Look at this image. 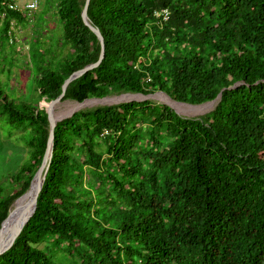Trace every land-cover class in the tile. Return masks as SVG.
Wrapping results in <instances>:
<instances>
[{
	"label": "trees",
	"instance_id": "16d2710c",
	"mask_svg": "<svg viewBox=\"0 0 264 264\" xmlns=\"http://www.w3.org/2000/svg\"><path fill=\"white\" fill-rule=\"evenodd\" d=\"M9 1L0 0V75L14 65L11 20L28 22ZM85 1L46 0L61 49L42 48L41 30L31 36L36 97L46 102L99 57ZM87 15L104 55L62 99L163 91L197 104L224 89L197 117L145 99L57 121L34 211L0 264H264V0H89ZM5 124L22 131L27 157L0 179V226L41 164L44 104L0 81Z\"/></svg>",
	"mask_w": 264,
	"mask_h": 264
},
{
	"label": "rangeland",
	"instance_id": "374dc122",
	"mask_svg": "<svg viewBox=\"0 0 264 264\" xmlns=\"http://www.w3.org/2000/svg\"><path fill=\"white\" fill-rule=\"evenodd\" d=\"M19 2H20L19 5H22V3L25 2V0H19ZM50 6L48 2H46V0H40L38 8H36L34 11L24 16L28 20L26 24L12 20V25H11L12 32L11 34H9L8 31V35H9L8 43L10 44L12 42L14 44L12 48L13 49L12 56H9L12 57L14 65L10 71V74L7 72L6 74L4 73L0 75V81L1 84H4L5 91L12 90L17 97H23L24 99L33 102L34 105H38V106L40 104L45 105L47 102L44 100V98L39 99L36 97L37 96L36 91L38 90L37 74L34 73V66L32 68V64L35 61L34 60L35 57L32 56V51L30 52L31 36L36 34L35 31L41 30L42 31L41 38H43V41L41 42L42 48L48 47L51 48V51L52 49L58 50L62 48V44L58 43L60 39V35L62 33V27L61 25L60 26L58 25L55 18H53L52 16V11L54 10V6L51 7ZM67 46L63 47V50L61 52L63 55L66 54L68 50L69 52H71L69 47ZM6 50H7L6 52H8L9 49L7 48ZM9 53H11V51H9ZM61 53L59 52L58 54L61 55ZM50 56L51 54H47L46 58ZM50 59L53 60V58ZM58 60H61L59 56L56 57L54 63L56 64ZM120 94L121 93H112L106 96L118 97V95ZM156 95L149 97H144V95H140V98L143 97L141 100L148 99L156 103H161L162 98H164V100L168 99L162 93H158ZM60 101L56 103L54 108V110L58 112L59 117L66 115L70 112H74L75 109L77 108L76 106L80 105L76 101L74 102V100L61 99ZM100 104H101L100 102H97L95 104L91 103L81 108L94 107ZM176 106L183 114L190 116L202 115L205 112L209 111V110L202 111L199 108L193 109L192 107H190L191 105L180 104V103H176ZM9 130L10 128L6 124L4 127H0V179L2 175L5 174L6 172L16 171L27 157V154H25L27 148L24 143L23 137L20 136V133L22 131L12 128L11 133L8 134ZM27 194H25L23 197L27 196ZM23 197L17 200L15 204H12L11 211L18 207L17 204ZM7 235H8V229L6 228L2 238V243H0V245L2 246L4 245Z\"/></svg>",
	"mask_w": 264,
	"mask_h": 264
},
{
	"label": "water",
	"instance_id": "95a60500",
	"mask_svg": "<svg viewBox=\"0 0 264 264\" xmlns=\"http://www.w3.org/2000/svg\"><path fill=\"white\" fill-rule=\"evenodd\" d=\"M88 2H89V0L85 1L84 7L82 8V11H81V17H82V20H83L84 24L86 26H88L89 29L96 34V36H97V38L99 40V43H100V54H99V57H98L97 61L92 62V63H88L87 65H85L81 69H78L75 72H73L72 74H70L64 80V82L62 84V92L60 93V95L58 97H56L55 99L48 101L44 105L45 111L47 112V117H48V138H47L46 149H45L41 164H40L39 168L37 169V171L35 172L34 176L32 177L29 188L22 195H20L13 202V204H15V202L19 198H21L24 194L30 192L28 199L23 201L22 204L17 207V209H13L12 211L9 212L7 217L1 223L0 231L5 227V223L6 222H8V221L12 222L13 220H15V218L17 216L22 214L24 211H26V210L28 211L30 208L31 209H30L29 213L25 216L24 220L22 221V223L20 224L19 228L16 230L14 235L11 237V239L9 240L7 245L4 247V249H2L0 251V254L4 253L7 249L10 248L11 244L13 243L14 238L19 234V232L21 231L23 225L26 223V221L29 219V217L32 215V213L34 211V208H35V205H36L37 196H38V192H39V190H40V188H41V186H42V184L44 182V179H45L48 167H49L50 159H51V156H52L53 139H54V128H55V125H56L57 121L62 120L63 118H65V117H67V116H69V115H71L73 113V112H70V113H68L66 115H63L61 117L54 118L52 114H53V109H54L56 103H58L63 98L65 89H66L68 83L71 80H73L76 77L80 76L85 71L97 66L100 63L101 59L103 58V55H104V41H103V37H102L99 29L97 27H95L91 23L90 19L88 18V15H87ZM235 84H238V83H235ZM158 93H162L165 97H167L170 100V102H168L167 100H164V98H162V102L161 103H163L165 105H168L169 107L173 108L177 114H179L181 116H184V117H192V116L185 115V114L179 112L175 108V106L172 104V102L182 103V104H186V105H199V104H203V103L212 102L215 105V103H217V101L220 99V95H221V91H220L214 99H212L210 101H205V102L199 103V104H190V103L180 102V101L174 100L167 93H165L163 91H157L155 93H148V94L124 92V93H121L118 96H122V95H136V96L144 95V97H149V96H154V95H156ZM107 98L109 99L110 96H106L105 95L103 97H89V98H85L82 101H76V102L77 103H81V102L89 100V99H97L98 101H100V103H101L100 105H112L113 103L117 104V103H120V102H128V101H133V100L141 101V99L143 97H141V98H134L133 97L131 99L122 98V99H118L115 102L103 101L104 99H107ZM81 107H85V106L78 105L77 108L75 109V111L80 109ZM13 211H14V213L12 214Z\"/></svg>",
	"mask_w": 264,
	"mask_h": 264
},
{
	"label": "bare ground",
	"instance_id": "6f19581e",
	"mask_svg": "<svg viewBox=\"0 0 264 264\" xmlns=\"http://www.w3.org/2000/svg\"><path fill=\"white\" fill-rule=\"evenodd\" d=\"M156 96H158V95H156ZM132 97H134V98H140V96H135V95H122V96H118V97H110L109 99L107 98V99H104L103 101H107V102H110V101H112V102H115V101H117V99H122V98H132ZM167 101L168 102H170V100H168L167 99ZM61 102V101H60ZM75 102V101H74ZM97 102H100V101H98L97 99H89V100H86V101H83V102H81V103H79L80 104V106H87V104H95V103H97ZM172 102V101H171ZM172 104L175 106V108L179 111V112H181L180 110H179V108L176 106V103L175 102H172ZM180 104H182V103H180ZM75 106V105H74ZM212 106H213V103L212 102H208V103H203V104H199V105H191L190 107H192L193 109H197V108H199V109H201L202 111H207V110H210L211 108H212ZM77 107V106H76ZM55 108V107H54ZM182 113V112H181ZM206 113V112H205ZM53 117L54 118H58L59 116H58V112L56 111V110H54L53 109ZM27 194V193H26ZM29 194H30V192L27 194V196H25V197H23L20 201H19V203L17 204V206H19V205H21L22 204V202L23 201H25L26 199H28V197H29ZM20 199V198H19ZM18 199V200H19ZM17 209V208H16ZM31 209V208H30ZM30 209L27 211H24L22 214H20L19 216H17L16 218H15V220H13L12 222H6L5 223V227L0 231V243H2V238H3V235H4V232H5V229L7 228L8 229V235H7V237H6V239H5V243H4V245L2 246V245H0V251L2 250V249H4V247L7 245V243L9 242V240L11 239V237L14 235V233L16 232V230L19 228V226H20V224L22 223V221L24 220V218H25V216L29 213V211H30ZM12 214H13V212H12Z\"/></svg>",
	"mask_w": 264,
	"mask_h": 264
},
{
	"label": "built area",
	"instance_id": "2783aa9c",
	"mask_svg": "<svg viewBox=\"0 0 264 264\" xmlns=\"http://www.w3.org/2000/svg\"><path fill=\"white\" fill-rule=\"evenodd\" d=\"M39 1L40 0H25V2L22 3V5H19L20 4L19 0H18V3H17V0H10L7 7L12 10H17L21 13L22 16H25L29 14L30 12L34 11L36 8H38ZM5 15H6V11H3L1 13V17L4 18ZM12 20H11V25H12ZM11 29L12 28L10 26V29L8 30L9 34H11L10 32Z\"/></svg>",
	"mask_w": 264,
	"mask_h": 264
},
{
	"label": "clouds",
	"instance_id": "9594fccd",
	"mask_svg": "<svg viewBox=\"0 0 264 264\" xmlns=\"http://www.w3.org/2000/svg\"><path fill=\"white\" fill-rule=\"evenodd\" d=\"M237 83H238V82H237ZM238 84H239V83H238ZM233 85H234V86H233ZM233 85H231V86L228 87V88H233V87H235L237 84H233ZM223 89H224V88H222L221 91H222ZM219 92H220V91H219ZM219 92H218V93H219ZM152 93H154V92H152ZM216 96H217V95H216ZM216 96H215V97H216ZM220 96H221V95H220ZM215 97H214V98H215ZM214 98H213V99H214ZM211 100H212V99H211ZM219 100H220V99H219ZM219 100H218V101H219ZM208 101H210V100H208ZM218 101H217V103H218ZM180 102H182V101H180ZM204 102H205V101H204ZM186 103H187V102H186ZM202 103H203V102H202ZM217 103H215V105H216ZM190 104H192V103H190ZM197 104H199V103H197ZM215 105H214V103H213L212 108H213ZM212 108H211V109H212ZM211 109H210V110H211ZM189 116H190V115H189ZM198 116H199V115H198ZM192 117H197V116H192Z\"/></svg>",
	"mask_w": 264,
	"mask_h": 264
}]
</instances>
